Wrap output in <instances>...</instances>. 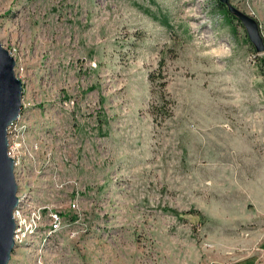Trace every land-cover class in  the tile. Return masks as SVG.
I'll return each mask as SVG.
<instances>
[{
  "label": "rangeland",
  "instance_id": "1",
  "mask_svg": "<svg viewBox=\"0 0 264 264\" xmlns=\"http://www.w3.org/2000/svg\"><path fill=\"white\" fill-rule=\"evenodd\" d=\"M218 3L0 0L18 196L62 215L9 264H264V52Z\"/></svg>",
  "mask_w": 264,
  "mask_h": 264
},
{
  "label": "water",
  "instance_id": "2",
  "mask_svg": "<svg viewBox=\"0 0 264 264\" xmlns=\"http://www.w3.org/2000/svg\"><path fill=\"white\" fill-rule=\"evenodd\" d=\"M229 13L237 17L247 29L258 52H264V35L259 21L245 13L231 0H219ZM16 59L0 41V264H9L16 247L14 210L20 203L16 179V160L9 151V127L22 112L24 87L16 75Z\"/></svg>",
  "mask_w": 264,
  "mask_h": 264
},
{
  "label": "built area",
  "instance_id": "3",
  "mask_svg": "<svg viewBox=\"0 0 264 264\" xmlns=\"http://www.w3.org/2000/svg\"><path fill=\"white\" fill-rule=\"evenodd\" d=\"M38 212L39 211H30L29 209H25V206H23V199L20 198V203L14 210V218L16 221V245H20L22 242L31 238L36 231L44 230L46 236L51 237L62 229V215L60 212L51 211L49 213L51 226L48 230H45L40 224L42 222V216L41 214H38Z\"/></svg>",
  "mask_w": 264,
  "mask_h": 264
},
{
  "label": "trees",
  "instance_id": "4",
  "mask_svg": "<svg viewBox=\"0 0 264 264\" xmlns=\"http://www.w3.org/2000/svg\"><path fill=\"white\" fill-rule=\"evenodd\" d=\"M218 5L220 6V8L222 9V11L224 12L225 15H229L231 17L238 19L237 17H235L234 15L229 13V10H228L226 5L222 4L220 1H219ZM263 69H264V67H263ZM162 98L164 99L165 97L162 96Z\"/></svg>",
  "mask_w": 264,
  "mask_h": 264
}]
</instances>
